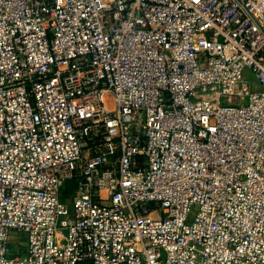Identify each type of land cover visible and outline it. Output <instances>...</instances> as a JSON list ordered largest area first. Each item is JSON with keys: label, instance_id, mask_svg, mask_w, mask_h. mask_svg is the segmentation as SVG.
<instances>
[{"label": "built area", "instance_id": "built-area-1", "mask_svg": "<svg viewBox=\"0 0 264 264\" xmlns=\"http://www.w3.org/2000/svg\"><path fill=\"white\" fill-rule=\"evenodd\" d=\"M0 264H264V0H0Z\"/></svg>", "mask_w": 264, "mask_h": 264}, {"label": "trees", "instance_id": "trees-1", "mask_svg": "<svg viewBox=\"0 0 264 264\" xmlns=\"http://www.w3.org/2000/svg\"><path fill=\"white\" fill-rule=\"evenodd\" d=\"M65 187H66V189L71 190V189H73V183L68 182Z\"/></svg>", "mask_w": 264, "mask_h": 264}, {"label": "rangeland", "instance_id": "rangeland-1", "mask_svg": "<svg viewBox=\"0 0 264 264\" xmlns=\"http://www.w3.org/2000/svg\"><path fill=\"white\" fill-rule=\"evenodd\" d=\"M15 242L14 237L11 239V243Z\"/></svg>", "mask_w": 264, "mask_h": 264}]
</instances>
